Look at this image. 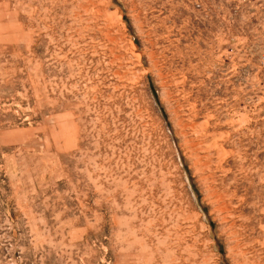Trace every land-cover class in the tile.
Here are the masks:
<instances>
[{"label": "rangeland", "instance_id": "rangeland-1", "mask_svg": "<svg viewBox=\"0 0 264 264\" xmlns=\"http://www.w3.org/2000/svg\"><path fill=\"white\" fill-rule=\"evenodd\" d=\"M253 263L264 0H0V264Z\"/></svg>", "mask_w": 264, "mask_h": 264}, {"label": "bare ground", "instance_id": "bare-ground-1", "mask_svg": "<svg viewBox=\"0 0 264 264\" xmlns=\"http://www.w3.org/2000/svg\"><path fill=\"white\" fill-rule=\"evenodd\" d=\"M148 41H149V40H148ZM150 56H152L151 58H154L153 55H150ZM154 56H155V55H154ZM138 58H139V57H138ZM139 59H140V58H139ZM139 62H140V61H139ZM184 119H185V118H184ZM186 120H187V119H186ZM190 120H191V119H190ZM191 121H194V119L191 120ZM192 123H194V122H192ZM192 123H191V124H192ZM189 124H190V123H189ZM189 124H188V125H189ZM193 125H195V124H193ZM193 125H192V126H193ZM196 125H197V124H196ZM189 126H190V128H191V125H189ZM189 126H187V127L189 128ZM185 127H186V125H185ZM193 127H194V126H193ZM197 128H198V127H197ZM192 129H193V128H192ZM187 130H188V129H187ZM193 130H194V129H193ZM195 130H196V128H195ZM195 130H194V131H195ZM204 140H205V139H204ZM204 140H202V141H204ZM198 142H199V140H198ZM199 143H200V142H199ZM199 143H197V144L199 145ZM203 143H204V142H203ZM203 143H202V145H203ZM205 143H206V142H205ZM195 145H196V144H195ZM199 148H200V147H199ZM199 148H198V149H199ZM193 149H194V148H193ZM200 149H201V148H200ZM199 152H200V151H199ZM197 155H199V153H198ZM208 157H209V156H208ZM205 160H207V158H206ZM212 183H213V182H212ZM217 192H218V191H217ZM211 195H212V194H211ZM221 198H222V196H221ZM226 205H227V204H226ZM221 206L223 207V205H221ZM216 208H217V207H216ZM223 209H224V208H223ZM223 209H222V210H223ZM222 210L220 209V211H222ZM225 210H227V209H225ZM225 212H226V211H225ZM229 212H230V211H229ZM221 213H222V212H221ZM230 225H231V224H230ZM233 227H234V226H233ZM235 232H236V231H235ZM241 242H242V241H241ZM239 247H240V246H239ZM245 247H246V246H245ZM245 247H242V248L244 249ZM240 248H241V247H240ZM245 249H246V248H245ZM242 251H243V250H242ZM240 252H241V249H240ZM241 253H242V252H241ZM243 253H244V252H243ZM243 253H242V254H243ZM248 253H249V252H248ZM244 255H245V254H244ZM255 261H256V260H255ZM254 263H255V262H254ZM254 263H253V264H254ZM258 264H259V263H258Z\"/></svg>", "mask_w": 264, "mask_h": 264}]
</instances>
